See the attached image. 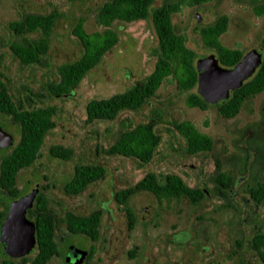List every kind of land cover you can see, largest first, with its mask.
<instances>
[{
	"label": "rangeland",
	"instance_id": "1",
	"mask_svg": "<svg viewBox=\"0 0 264 264\" xmlns=\"http://www.w3.org/2000/svg\"><path fill=\"white\" fill-rule=\"evenodd\" d=\"M104 1L0 0V42L5 45L13 39L8 23L22 10L44 13L54 8L61 13L53 28L45 66H23L7 46L0 48V69L10 93L29 106L51 105L55 109V127L45 137L41 156L32 167L20 172L17 187L24 195L44 187L49 206L59 217L65 211L88 214L102 210L95 242L68 234L60 224L61 256L47 264H65L70 245L86 252L80 264H262L250 248V239L264 231V202L255 206L245 190L264 183V90L247 99L235 117L224 119L215 107L201 110L186 106L187 93L177 89L173 77H167L140 110L123 112L113 121L87 123L85 106L89 100L123 92L153 69L157 39L151 22L140 21L113 24L119 35L117 45L81 80L71 96L53 97L47 93V83L56 78V67L72 62L81 53L80 44L71 34L76 19H84L87 33L104 29L94 18ZM261 1L187 0L173 20L200 58L213 52L201 46L196 32L221 15L228 19L219 37L223 46L244 54L252 49L259 51L264 14L255 15L252 9ZM162 2L155 0L153 5ZM153 111L159 115L157 129L162 143L150 163L140 167L132 158L105 153L121 121L142 123ZM181 120L191 122L213 140L209 155L194 157L182 152V142L170 125ZM0 126L14 141L17 139V127L9 117L0 116ZM53 145L71 149V158H51L48 149ZM217 163L233 179L225 202L209 194L206 200L190 205L187 199H156L140 192L127 204L135 216L133 229L128 231L124 209L114 201L116 191L133 185L149 171L161 175L174 172L190 185L206 183L211 190L210 178ZM79 164L100 165L105 175L80 195L68 196L62 190L63 184ZM5 200L0 196V209Z\"/></svg>",
	"mask_w": 264,
	"mask_h": 264
},
{
	"label": "trees",
	"instance_id": "2",
	"mask_svg": "<svg viewBox=\"0 0 264 264\" xmlns=\"http://www.w3.org/2000/svg\"><path fill=\"white\" fill-rule=\"evenodd\" d=\"M74 2L76 0H67ZM187 0H163L154 6L155 0H106L97 9L95 21L104 27L101 31L87 33L84 19L79 17L74 23L71 34L81 46L79 57L72 62L56 67V78L49 81L46 91L50 96H71L81 80L102 61L118 43V32L112 27L114 23H134L150 21L157 39L156 59L151 72L136 81L127 90L106 98H93L85 106V121H113L119 114L140 110L149 99L155 96L157 89L167 77H173L179 91L187 93L185 104L206 110L215 107L224 119L235 117L244 102L264 90V37L259 43L261 63L253 75L242 85L229 93L227 99L215 104H208L198 94L196 60L200 58L196 51L187 44L185 34L179 30L173 20ZM255 15L264 14V0L253 7ZM61 16L56 9L44 13L22 10L18 18L8 23V30L13 39L7 44L0 42V48L7 46L12 55L23 66H45V56L49 50L53 28ZM228 19L225 15L213 23L199 27L196 35L201 46L213 52L218 63L225 68H232L243 56V52L223 46L219 37L225 32ZM0 69V116H7L17 127V139L8 148L0 149V196L5 198V205L0 209V225L7 213L9 203L24 194L17 187V178L24 169L32 167L41 156V150L47 133L55 127L53 120L55 109L51 105L33 107L26 101L16 99L10 93L9 86ZM27 104V105H26ZM159 115L153 111L142 123L129 120L120 122L119 132L105 153L111 156L132 158L140 167L150 163L162 143V136L157 129ZM172 130L182 142V152L188 156L209 155L214 146L213 140L201 133L187 121H173ZM51 158L69 160L72 150L61 145L48 149ZM104 167L96 164H79L63 184V192L68 196L80 195L88 186L102 179ZM212 189L208 184L190 185L174 172L161 175L149 171L133 185L114 193V201L124 209L128 231L133 229L135 216L127 204L131 197L147 192L156 199H187L190 205H197L207 196L213 195L225 202L233 186L232 177L221 171L217 163L210 178ZM251 202L261 205L264 202V183L251 186L245 190ZM45 188H37L33 206L26 216L35 224L36 245L31 252L21 258H0L1 264H47L53 257L61 256L58 246L60 224L72 236H82L95 242L99 238L102 210L94 209L88 214L65 211L59 217L49 206ZM250 248L264 264V231L253 234ZM90 253L86 257L89 258ZM233 264H243L241 262Z\"/></svg>",
	"mask_w": 264,
	"mask_h": 264
},
{
	"label": "water",
	"instance_id": "3",
	"mask_svg": "<svg viewBox=\"0 0 264 264\" xmlns=\"http://www.w3.org/2000/svg\"><path fill=\"white\" fill-rule=\"evenodd\" d=\"M197 21L200 20L195 14ZM261 53L255 49L243 54L232 68L222 67L214 54L196 60L197 92L208 104L227 99L229 93L239 88L261 63ZM13 136L0 126V149L13 145ZM37 188L9 203L0 225V257L18 259L28 255L36 245L35 224L26 216L33 206ZM86 252L68 246L65 264H80Z\"/></svg>",
	"mask_w": 264,
	"mask_h": 264
}]
</instances>
